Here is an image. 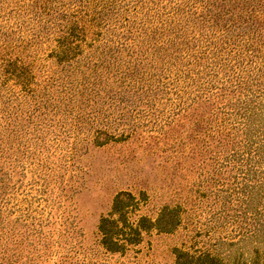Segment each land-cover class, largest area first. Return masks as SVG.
Here are the masks:
<instances>
[{"label": "rangeland", "instance_id": "rangeland-1", "mask_svg": "<svg viewBox=\"0 0 264 264\" xmlns=\"http://www.w3.org/2000/svg\"><path fill=\"white\" fill-rule=\"evenodd\" d=\"M14 3L0 0L13 37L16 17L30 21ZM20 5L33 13L30 0ZM51 45L32 54L31 91L0 88L2 262L181 264L186 255L200 264L207 254L213 264H264V123L248 133L234 119L211 127L209 104L182 106L146 46L109 51L99 40L57 61ZM122 191L143 198L124 210L130 223L165 212L172 224L109 251L99 224L117 218Z\"/></svg>", "mask_w": 264, "mask_h": 264}, {"label": "trees", "instance_id": "trees-1", "mask_svg": "<svg viewBox=\"0 0 264 264\" xmlns=\"http://www.w3.org/2000/svg\"><path fill=\"white\" fill-rule=\"evenodd\" d=\"M30 4L33 13L20 0L14 3L13 11L30 16V21L15 18V37L0 25V88L31 91L32 54L45 42L52 43L51 56L57 61H71L83 48L104 40L109 51L136 52L146 46L157 52L168 85L184 98L182 106L198 100L209 104L215 115L211 127L224 131L234 119L229 124L248 133L264 123V0H30ZM235 157L232 153L231 161L239 164L233 169L248 175L245 160ZM139 200L143 198L130 192L116 195L114 209L120 213L117 218L102 217L99 224L105 249L117 251L137 243L143 230L165 231L172 224L165 212L154 221L140 217L130 223L124 210L136 208ZM3 252L0 243V264H7L2 262ZM184 256L189 260L181 264H199ZM212 262L209 255H202L200 264Z\"/></svg>", "mask_w": 264, "mask_h": 264}]
</instances>
